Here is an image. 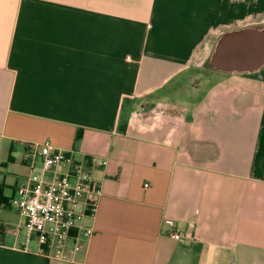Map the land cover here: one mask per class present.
<instances>
[{
	"label": "crops",
	"instance_id": "0c3cea01",
	"mask_svg": "<svg viewBox=\"0 0 264 264\" xmlns=\"http://www.w3.org/2000/svg\"><path fill=\"white\" fill-rule=\"evenodd\" d=\"M253 26L264 0H0V264H264V68L209 66ZM45 141L106 163L64 260L11 204Z\"/></svg>",
	"mask_w": 264,
	"mask_h": 264
},
{
	"label": "built area",
	"instance_id": "2783aa9c",
	"mask_svg": "<svg viewBox=\"0 0 264 264\" xmlns=\"http://www.w3.org/2000/svg\"><path fill=\"white\" fill-rule=\"evenodd\" d=\"M23 160L31 173L11 204L24 219V229L37 237L48 259L64 260L69 242L73 254L83 253L94 235L83 220L95 216L103 195L93 169L106 163L95 157L78 160L50 141L28 145ZM171 236L182 239L178 230Z\"/></svg>",
	"mask_w": 264,
	"mask_h": 264
},
{
	"label": "water",
	"instance_id": "95a60500",
	"mask_svg": "<svg viewBox=\"0 0 264 264\" xmlns=\"http://www.w3.org/2000/svg\"><path fill=\"white\" fill-rule=\"evenodd\" d=\"M209 66L225 74L253 73L264 68V26L247 27L223 34Z\"/></svg>",
	"mask_w": 264,
	"mask_h": 264
},
{
	"label": "rangeland",
	"instance_id": "374dc122",
	"mask_svg": "<svg viewBox=\"0 0 264 264\" xmlns=\"http://www.w3.org/2000/svg\"><path fill=\"white\" fill-rule=\"evenodd\" d=\"M195 79H197V80H195ZM191 80H193L194 83L196 84V86H198V87L199 86L204 87V85L208 86V84L210 83V79L204 78V75H202V74H196L195 76L192 75Z\"/></svg>",
	"mask_w": 264,
	"mask_h": 264
}]
</instances>
